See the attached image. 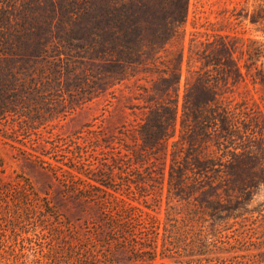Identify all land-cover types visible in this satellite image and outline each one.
I'll return each instance as SVG.
<instances>
[{
    "label": "trees",
    "instance_id": "obj_1",
    "mask_svg": "<svg viewBox=\"0 0 264 264\" xmlns=\"http://www.w3.org/2000/svg\"><path fill=\"white\" fill-rule=\"evenodd\" d=\"M70 2L69 9L61 2L57 10L51 4V12L65 21L41 23V47L53 40L46 36L56 29L60 43H66L67 34L83 43L71 52L41 56L42 60H37L39 54H22L20 60L28 67H13L20 74L18 80L22 77L32 88L49 87L59 74H72L76 91L68 109L74 110L95 96L98 82L115 86L133 79L140 66L153 68L156 78L138 88L141 103L127 108L128 113L116 111L113 105L108 110L105 132L93 133V140L89 139L88 151L94 158L81 162L87 154L81 148L61 151L77 158L69 165L50 152H30L57 178L63 175L57 169L67 175L62 191L80 214L71 220L47 197H37L28 184L11 190L9 198L0 197V230L9 227L17 232L29 225L26 239L30 241L24 248L38 244L39 249L28 255L2 239L0 264H165V259L220 264L227 257L244 255L250 258L232 264H264V197L253 204V196L264 187V163L251 149L255 136L263 137L257 146L264 143V123L260 124L264 110L255 102L216 97L228 77L242 81L249 74L264 84V38H190L184 51L180 40L186 0ZM154 5L158 11L152 9ZM239 16L264 36V0H256L250 13ZM28 36L22 40L15 35V44L10 39L6 43L15 48L40 46L38 38ZM4 38L1 34L0 45ZM173 38L179 39V45L171 57L165 45ZM6 55L0 52V65ZM202 58L212 60L210 70L196 66ZM96 61L106 62L107 67L93 68ZM182 62L186 71L180 102ZM37 64L42 69H36ZM195 89L198 98L193 97ZM58 104L61 109L54 114L66 108L64 102ZM50 108L38 111L49 120L45 113H51ZM127 117L132 118L127 121ZM119 118L132 129L120 132L124 139L117 141L114 121ZM8 190L0 188V194ZM85 225L95 230L89 239L80 234ZM231 228L237 234L224 235ZM33 236L38 243L30 239Z\"/></svg>",
    "mask_w": 264,
    "mask_h": 264
},
{
    "label": "rangeland",
    "instance_id": "obj_2",
    "mask_svg": "<svg viewBox=\"0 0 264 264\" xmlns=\"http://www.w3.org/2000/svg\"><path fill=\"white\" fill-rule=\"evenodd\" d=\"M44 1L0 0V25L7 23L5 28L0 30V35L2 34V36L7 37L3 39L4 43L0 45V52L8 54L0 65V188L3 190L5 188L9 189L7 193L4 191L3 194H0V197L9 198L11 190L20 189L25 184H28L37 197H47L58 207L59 213L74 220L80 213L62 191V180L66 179L67 175L61 169H57L60 174H63L57 178L54 175V171L46 163L41 159L31 156L30 152L34 150L50 152L56 159L65 161L63 163L69 165L75 164L77 158L64 156L61 151H71L72 149L81 148L87 151V154L79 159L81 162H87L94 158L95 154L88 151L91 148L89 139L93 140L91 137L93 133L101 134V132H105L104 128L107 126V121L103 119L109 115L108 110L113 105L116 111L121 108L128 113L129 109L127 108L141 103L138 88L144 83L147 84L154 81L156 74L151 73L153 68L140 66L138 68L139 72H137L133 79L123 81L115 86H106V84L98 82L95 96L78 105L74 110L68 109L70 101L75 98V96H71V93L74 94L76 91L74 84H76L77 80L74 76L72 77V74L62 76L59 74L56 81L49 83V87L46 85L44 87L36 85L35 88H32V84H28V81H25L22 77L21 80H18L17 77L20 74L14 68L22 69V67H28L20 60L23 59V56L39 54L37 60H42L46 55L71 52L77 44L83 43L80 40L70 38L69 34L65 36L68 39L66 43H60L57 36L58 30L56 29L54 30L55 32L49 33L46 36L47 39L51 40L52 38L53 40L41 47V42L43 43L44 41V33L40 29L41 23L44 20L56 21L57 19L65 21V17L56 16L51 12L53 11L51 4L57 10V3L61 2L65 8L68 7L69 9L71 8L70 1L72 0ZM54 2H56L55 5ZM67 2L69 4H66ZM255 3L256 0H186L184 3V7L186 6V20L183 25L185 31L184 34L182 33L183 39L181 38L180 40V42H184V51L190 38L205 39L209 37L211 40H214L221 35H227L232 39L236 37L264 38L260 32L255 31L247 18L239 16L241 13H250ZM152 9L158 11L156 5ZM58 11L60 12V10ZM71 19L69 18V20ZM155 20L157 22L161 21L160 19ZM8 24L11 26L8 27ZM19 25H21V28H18ZM73 33L76 35V31ZM15 35L21 36L22 40L27 35H29V39L38 38L40 46L36 48L32 46L27 48V45L24 46L22 44L23 48H15L13 45V47L8 46L6 43L8 39L12 40L15 44ZM178 40L177 38H173L165 45L171 57L178 50ZM41 56L43 58H40ZM235 58L234 53L232 54V59ZM47 59L51 58L48 57ZM228 61L227 63L231 66V60ZM210 62H207L206 58H202L200 62H196V66L201 65L202 69L210 70L213 66ZM91 66L93 68L104 69L107 67V63L96 61ZM35 68L38 70L42 69L40 64H37ZM185 69L186 64L182 62L178 85L180 102L183 96ZM139 77H141V80H136ZM194 91L193 97L198 98L199 90L195 89ZM221 91V94L216 96L221 101L240 102L244 100L248 103L255 102V104L264 110V84L256 82L253 75L245 74V79L242 81H235L232 77H228L227 82L222 84ZM61 102L65 103V110H60L61 112L54 114L53 112L61 109V106L58 104ZM54 104H57V106ZM15 105H23L26 109L20 111L21 109L14 107ZM45 106L51 107V113H45L49 117V120L38 111ZM131 118L127 117V121ZM122 119L119 118L114 121V131L118 135L117 141H119V138L124 139V137L120 136V132L125 133L126 130L132 129L130 125L123 124ZM263 123L264 120L260 123L262 127ZM262 132L264 136V127L262 128ZM262 138V136H255L251 140L253 145L251 148L253 149L252 152L259 159V163H264V143L257 146V143ZM129 141L127 140V142ZM42 157L47 160V156ZM127 160H123V167H127ZM59 165L65 167L61 163ZM263 197L264 187L253 196V204L255 205L260 202ZM3 227L5 228V226ZM29 229L31 228L28 225V227H20L17 232L12 231L9 227L7 230H0V240L4 239L8 244H15L16 250L24 251L26 254L31 255L34 250L39 249V245L33 244L32 246H28L27 249L24 248V245L30 241L27 240L29 237L26 234L30 232ZM232 229L223 231L224 235L232 236L237 234V231L232 232ZM94 232L93 228L85 225L81 229L80 234L82 237L86 236L89 239ZM248 236L247 232L244 236L247 241L245 244L249 245L252 241L250 242L251 238ZM26 237L28 238L26 239ZM30 239L36 241L34 236ZM46 244L43 247H46ZM90 244L94 245L91 241ZM247 258H250L249 255L227 257L220 264H232L236 261H245ZM164 262L165 264H182L171 259H165Z\"/></svg>",
    "mask_w": 264,
    "mask_h": 264
}]
</instances>
